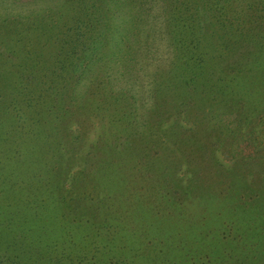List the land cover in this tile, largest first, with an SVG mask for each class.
I'll use <instances>...</instances> for the list:
<instances>
[{
	"label": "rangeland",
	"instance_id": "rangeland-1",
	"mask_svg": "<svg viewBox=\"0 0 264 264\" xmlns=\"http://www.w3.org/2000/svg\"><path fill=\"white\" fill-rule=\"evenodd\" d=\"M15 1L4 0L0 16ZM256 2L264 24V0ZM136 7L119 25L130 32L123 47L142 69L136 85L149 90L154 67L177 56L169 20L179 3L142 0ZM101 61L74 78L82 95L101 83ZM106 64L120 74L113 60ZM12 69L24 76L19 66ZM6 89H0V232L9 228L1 234L9 233L5 241L21 264H264V113L250 123L234 110L221 116L227 129L211 139L217 144L210 154L198 148L206 133L186 122L175 133L163 125L134 127L122 113L114 119L103 110L90 120H67L70 104L58 122L50 85L43 97L34 94V111H22L21 99L17 118L2 111ZM88 105L85 99L81 106ZM225 136L233 140L230 152L218 144ZM10 141H18L19 160ZM35 174L45 188L29 186Z\"/></svg>",
	"mask_w": 264,
	"mask_h": 264
},
{
	"label": "trees",
	"instance_id": "trees-1",
	"mask_svg": "<svg viewBox=\"0 0 264 264\" xmlns=\"http://www.w3.org/2000/svg\"><path fill=\"white\" fill-rule=\"evenodd\" d=\"M175 1L179 7H173L169 34L175 40L177 56L163 68L154 67L151 88L145 90L136 85L142 78V69L134 62L133 50L123 47L130 32L119 25L121 17H133L136 4L142 0H16L8 14L0 16V77L7 74L13 79L12 83L0 80V89L5 84L9 88L5 93L10 94L6 111H2L19 116L17 104L21 99L22 111H34V96L39 93L43 97L50 85L55 90L51 95L52 117L58 122L69 112L70 104L74 109L67 120H82L85 116L90 120L103 110L114 119L122 113V119L139 128L163 125L165 129L174 128L176 133L181 125L190 123L191 129L199 127L208 136L198 148L214 153L217 143L210 141L226 127L221 116L234 110L242 121L250 123L264 113L261 3ZM101 60H113L120 74L110 73L103 61L99 69L101 83L93 79V88L82 95L74 78H80ZM16 66L24 76L12 69ZM85 99L89 101L88 108L81 106ZM1 104L4 101L0 96V107ZM225 139L224 144H218L230 152L229 140H233ZM28 140L32 149L33 142ZM9 145L14 149L13 159L19 160L22 154L18 141ZM39 178L35 174L29 186L45 188ZM2 229L0 234L9 231L7 227ZM6 235L9 233L0 236V264H21L12 242L5 241Z\"/></svg>",
	"mask_w": 264,
	"mask_h": 264
}]
</instances>
